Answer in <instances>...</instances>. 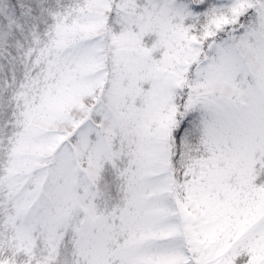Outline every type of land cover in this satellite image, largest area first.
<instances>
[{"label": "snow or ice", "instance_id": "1", "mask_svg": "<svg viewBox=\"0 0 264 264\" xmlns=\"http://www.w3.org/2000/svg\"><path fill=\"white\" fill-rule=\"evenodd\" d=\"M0 264H264V0H0Z\"/></svg>", "mask_w": 264, "mask_h": 264}]
</instances>
